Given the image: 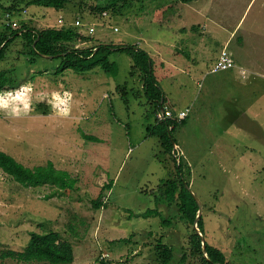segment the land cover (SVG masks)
<instances>
[{"label":"rangeland","instance_id":"rangeland-1","mask_svg":"<svg viewBox=\"0 0 264 264\" xmlns=\"http://www.w3.org/2000/svg\"><path fill=\"white\" fill-rule=\"evenodd\" d=\"M11 1L0 0L1 30L8 23L18 29L22 21L36 29L60 27V18L70 26L78 19L90 21L95 33L78 28L89 41L72 45L76 48L124 44L147 50L157 32L166 34L171 57L152 58L153 70L165 105L172 103L178 112L191 109L173 138L188 187L202 206L205 239L232 264H264L262 0H200L210 2L205 20L220 24L215 26L220 34L240 31L228 45L236 52V67L217 72L212 69L224 46L200 26L185 25L184 3L177 0H133L105 18L93 8L106 0H70L64 10L32 5L16 16L2 6ZM188 33L194 36L192 51L186 46ZM243 37L244 46L236 50ZM22 45L17 40L0 62V70L10 69L17 81L0 91V149L29 167L52 161L77 183L68 192L50 185L26 187L0 168V263L51 264L2 253L24 250L33 232L55 230L73 245L71 264H159L160 239L176 249L172 264H180L192 225L166 204L157 207L161 214L143 216L156 207L148 192L176 176L177 169L159 137L148 131L158 111L144 91L142 74L133 73L131 57L114 52L109 58L116 73L98 68L81 75L58 72L57 58L28 60L19 53ZM110 182L112 188L104 189ZM98 198L106 204L101 209L94 206ZM184 264L195 262L190 258Z\"/></svg>","mask_w":264,"mask_h":264},{"label":"trees","instance_id":"trees-1","mask_svg":"<svg viewBox=\"0 0 264 264\" xmlns=\"http://www.w3.org/2000/svg\"><path fill=\"white\" fill-rule=\"evenodd\" d=\"M132 1L106 0L105 5L98 4L93 10L96 12L100 11L102 18L104 11H109L113 14ZM177 1L190 3L195 0ZM69 2L70 0H12L10 5L2 6L11 15L16 16L32 5L64 10ZM22 22L25 23L18 29L13 28L10 23L4 24V29H0V62L8 59L9 48L17 40L23 43L19 53L27 57L28 60L34 61L35 58L39 57L57 58L61 60L58 72L70 69L81 75L93 72L98 68L105 72L116 73L117 64L109 57L117 51L127 52L133 61V73L138 70L142 74L144 91L147 97L155 103L156 111L159 112L165 106L167 98L155 77L153 59L146 50L136 45L124 44H99L92 48H76L72 45L87 42L89 37L82 35L74 25L62 27L47 26L36 29L29 27L26 21ZM11 73L10 69L0 70V91H3L7 85L12 86L17 83ZM187 118L182 121L172 118L166 120L157 118L156 124L148 127L149 133L159 137L158 139H160L165 151L170 153L174 159L177 172L176 176L164 180L156 190L148 192L153 197L156 207L145 210L143 216L150 217L161 214L157 207H160L161 204H166L167 206H176L179 220L192 225L193 231L190 234V246L182 254L179 260L180 264H184L190 258L194 259L195 264H232L220 248L206 241L204 218L201 216L197 219L200 205L188 187L184 170L185 162H183L182 155L176 156L174 153L175 145H178L175 138H173L174 133L177 127L187 122ZM0 168L11 175L15 181L26 187L50 185L64 189L66 192L76 188L77 179L72 178L67 170L56 168L52 161L45 165L29 167L0 149ZM106 188L111 189L112 182L104 187V189ZM94 206L97 209H101L106 204L101 198H98L94 201ZM162 222L169 224L167 220ZM196 224L199 230L194 227ZM203 239L206 241V250L203 248ZM124 241L126 240L124 239ZM156 249L159 256V264H172L174 262L176 249L172 245L165 244L160 239L156 244ZM2 257H11L25 262L38 261L51 264H71L75 260L72 243L63 240L60 233L55 230L44 233L33 232L24 250H9L3 252ZM103 264L106 263L103 262Z\"/></svg>","mask_w":264,"mask_h":264},{"label":"crops","instance_id":"crops-1","mask_svg":"<svg viewBox=\"0 0 264 264\" xmlns=\"http://www.w3.org/2000/svg\"><path fill=\"white\" fill-rule=\"evenodd\" d=\"M253 1L254 0H252L251 3H253ZM209 4H210V2H208V1L206 3H204V2H201L200 0H195V1H192L190 3H184V5L182 4V12H181L182 20H183L185 25L193 24L194 28H195V26H200L201 31H203L205 33L213 34L214 35V39L217 41V45L220 44V45L224 46L223 49L225 47H227V49H229L228 45L229 44H230V46L232 45L234 37L240 31L237 32V27L234 30H226L225 29L226 27H224L223 29H225V31L228 32L227 37H225L226 36L225 34H223V35L220 34V30H217L215 28V26L220 28L221 27L220 24H218L216 22L215 26H214V25H211L212 23L210 21L208 22L207 20H205V13H206V9H207ZM262 4H264V0H262ZM193 14H194L195 17H192ZM187 16L189 18L184 19ZM154 26L159 27L160 30L163 28L161 26V23H158V22H156V24ZM198 29H199V27H198ZM186 35H189V33L186 34ZM246 35H247V31L245 32V41H246ZM199 36H202V35L199 34ZM165 37H166V34L164 32H162V31H159V32L156 33V36H154L153 38L149 39V43H148V46L146 48L147 49L146 51L150 54L149 56H151L152 58H155V59H157V58L162 59L163 56L171 57V55H169V54H170V50H171L170 46H172V45L169 44L170 40L167 39V37L166 38ZM192 37H194V36H190L189 35L190 39H188L187 44H186V46L189 49L193 48V43H192V39L193 38ZM220 37L221 38L225 37L224 39L222 38L223 39L222 42H220V40H221ZM238 42H240V43L244 42V37L241 39V41H238ZM240 43H236L235 44L236 45V50H238L239 48L241 49L244 46L243 43H241V44ZM199 45L201 46L200 47L201 48L200 51H203L202 48L206 47L205 46V42H200ZM174 48L175 49H179V45L176 46V47L174 46ZM190 50L192 51V49H190ZM233 50H230L229 52H231V54L233 56H235L236 52H232ZM219 52L220 51H217V55H216L215 60L218 58ZM201 57H202V55L199 56V60L201 59ZM234 67H236V63H235ZM228 70H230V69H228ZM223 71H227V70H223ZM212 72H217V71H213V69H212ZM260 72L262 73V78H263L264 77V61H263V65H262V68H261ZM165 106L168 107V108H172L173 110H176V108L174 107V105L172 103H167V105H165Z\"/></svg>","mask_w":264,"mask_h":264},{"label":"built area","instance_id":"built-area-1","mask_svg":"<svg viewBox=\"0 0 264 264\" xmlns=\"http://www.w3.org/2000/svg\"><path fill=\"white\" fill-rule=\"evenodd\" d=\"M105 16L109 17V13L107 11H104L102 14V17L105 18ZM59 26H66L67 23L65 21L64 18H60L59 20ZM90 24V25H89ZM68 26V25H67ZM74 26L76 28L79 29H84V27H89V33L94 34L95 33V27H93V25H91L90 21H86L84 19H78L75 21ZM115 31H119V27H114ZM86 34V32H85ZM230 50L227 49V47H225L223 50H221L219 52V56L215 62L213 71H223V70H228L231 69L235 66V60L231 54V52H229ZM191 109L187 108L184 111L178 112L176 110H173L172 108H168L166 106L162 107L161 110H159V112L157 113V118L159 120H166V119H176L178 121H182L185 118H187L190 115ZM174 153L176 156H178L179 154L181 155V151L179 148V145H175L174 148Z\"/></svg>","mask_w":264,"mask_h":264},{"label":"water","instance_id":"water-1","mask_svg":"<svg viewBox=\"0 0 264 264\" xmlns=\"http://www.w3.org/2000/svg\"><path fill=\"white\" fill-rule=\"evenodd\" d=\"M196 200L199 203V200L198 199H196ZM201 214H202V206L200 204V209H199V213H198L197 219H199L201 217ZM196 227H197V224H196ZM197 229L199 230V228H197ZM200 234L202 235V233H200ZM203 248H204V250H206V241H205V239H203Z\"/></svg>","mask_w":264,"mask_h":264}]
</instances>
